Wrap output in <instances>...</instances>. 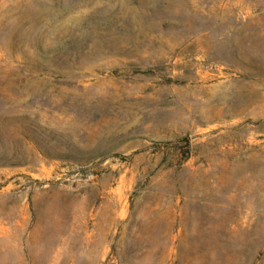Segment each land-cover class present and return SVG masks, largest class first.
Here are the masks:
<instances>
[{"label":"rangeland","instance_id":"obj_1","mask_svg":"<svg viewBox=\"0 0 264 264\" xmlns=\"http://www.w3.org/2000/svg\"><path fill=\"white\" fill-rule=\"evenodd\" d=\"M0 264H264V0H0Z\"/></svg>","mask_w":264,"mask_h":264}]
</instances>
